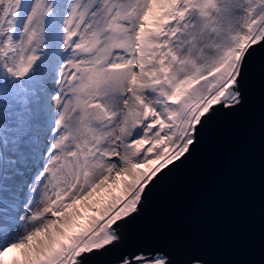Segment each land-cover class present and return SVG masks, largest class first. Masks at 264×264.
I'll return each mask as SVG.
<instances>
[{
  "label": "snow or ice",
  "instance_id": "snow-or-ice-1",
  "mask_svg": "<svg viewBox=\"0 0 264 264\" xmlns=\"http://www.w3.org/2000/svg\"><path fill=\"white\" fill-rule=\"evenodd\" d=\"M257 93L264 0H0V264H208L157 194Z\"/></svg>",
  "mask_w": 264,
  "mask_h": 264
},
{
  "label": "water",
  "instance_id": "water-1",
  "mask_svg": "<svg viewBox=\"0 0 264 264\" xmlns=\"http://www.w3.org/2000/svg\"><path fill=\"white\" fill-rule=\"evenodd\" d=\"M157 198L208 264H264V114L258 93Z\"/></svg>",
  "mask_w": 264,
  "mask_h": 264
},
{
  "label": "flooded vegetation",
  "instance_id": "flooded-vegetation-1",
  "mask_svg": "<svg viewBox=\"0 0 264 264\" xmlns=\"http://www.w3.org/2000/svg\"><path fill=\"white\" fill-rule=\"evenodd\" d=\"M102 260H105L106 258H101Z\"/></svg>",
  "mask_w": 264,
  "mask_h": 264
}]
</instances>
